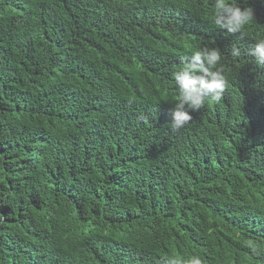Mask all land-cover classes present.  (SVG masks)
<instances>
[{"label":"trees","instance_id":"1","mask_svg":"<svg viewBox=\"0 0 264 264\" xmlns=\"http://www.w3.org/2000/svg\"><path fill=\"white\" fill-rule=\"evenodd\" d=\"M237 2L230 34L215 0H0V264H264V0ZM201 48L226 89L173 131Z\"/></svg>","mask_w":264,"mask_h":264},{"label":"clouds","instance_id":"2","mask_svg":"<svg viewBox=\"0 0 264 264\" xmlns=\"http://www.w3.org/2000/svg\"><path fill=\"white\" fill-rule=\"evenodd\" d=\"M254 19V10L250 6L241 7L237 0H215L212 22L227 33L241 32ZM249 54L258 66H264V39L258 40L249 49ZM240 55L239 48L231 49V56ZM221 58L219 49L201 48L192 51L190 59L184 60L181 66L173 70L177 98L170 113L168 126L171 130H179L192 120L189 109H201L206 99L220 101L228 83ZM174 264H203V261L195 255L188 259L178 256L174 258Z\"/></svg>","mask_w":264,"mask_h":264}]
</instances>
